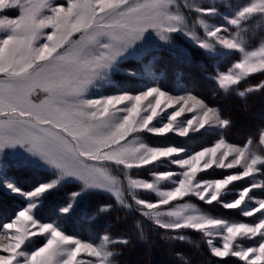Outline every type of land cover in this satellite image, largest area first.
Here are the masks:
<instances>
[{"label": "snow or ice", "instance_id": "snow-or-ice-1", "mask_svg": "<svg viewBox=\"0 0 264 264\" xmlns=\"http://www.w3.org/2000/svg\"><path fill=\"white\" fill-rule=\"evenodd\" d=\"M181 37L191 50L178 47ZM157 53L188 66L197 57L230 59L210 78L224 97L244 99L248 111L247 98L264 95V78L250 83L264 77V0H0V199L23 200L0 219V264H117L118 246H130L131 237L105 232L96 243L58 222L98 192L134 217L142 241L146 223L168 241L197 232L209 264H264V125L255 149L251 137L232 142L234 121L222 107L186 87L161 86L151 68ZM128 61L143 65L151 82L135 89L116 83L117 73L137 76L122 67ZM206 134L215 136L210 146L192 150L144 139ZM161 163L176 170H160ZM23 169L44 178L24 188L12 178ZM145 169L149 178L133 176ZM213 169L227 174L202 177ZM241 181L246 186L226 200ZM66 187L58 219H44L41 209ZM201 203L254 219L230 222Z\"/></svg>", "mask_w": 264, "mask_h": 264}, {"label": "trees", "instance_id": "trees-1", "mask_svg": "<svg viewBox=\"0 0 264 264\" xmlns=\"http://www.w3.org/2000/svg\"><path fill=\"white\" fill-rule=\"evenodd\" d=\"M242 2V0H232V2ZM184 49H190L191 46L185 41H179ZM153 57H148L145 64ZM230 66V59H220L217 61H208L206 58H194L193 63L188 66L168 59L166 55L156 54L155 60L151 65L152 71L156 74L158 82L166 89L180 90L187 88L194 94L205 99L210 104H217L222 107L226 114L230 115L234 121V126L228 133L229 139L234 143L247 142L248 138H253V147L255 149V135L257 130L264 125V95L256 94L247 98L248 111H245V100L235 95L224 97L216 88L215 83L210 78L218 67L221 71L226 70ZM122 67L131 68L137 72V76L127 78L121 73H117L113 79L122 87L135 89L143 86L151 81L144 75L143 65L136 61L125 62ZM264 78L257 76L250 83H256L259 79ZM104 92H110L112 89H104ZM145 141L149 144L167 146L169 144H178L192 149H198L200 146H208L215 139L213 134H206L203 137H196L192 140L179 138L175 135H169L166 138L145 135ZM160 170H172L174 166L161 163L157 165ZM133 176L149 178L148 169L133 171ZM12 178L16 180L24 188H30L33 183L44 177L36 171L23 169L14 171ZM246 186L244 181L235 182V186L231 190V195L225 199H232L235 193L242 187ZM70 191L65 188L64 191L49 200L41 209L44 219L51 217L58 219L55 215V209L58 204L62 203ZM255 196L260 197L259 190H255ZM146 198L151 199L150 193L143 194ZM195 202V201H193ZM112 204V209L107 213H97L100 205ZM23 205V200L19 197H11L8 200L0 199V219L12 215V213ZM202 211L218 218H224L229 221L249 220L252 217H242L238 210L223 209L217 204L198 205ZM258 215V214H257ZM134 217L119 205H116L114 199L103 192L93 194L90 198L78 204L71 216L59 218L60 222L69 232L77 235L85 240L97 241L107 232L113 238L119 235H127L131 237L132 244L128 247H119L121 252L115 259L117 264H209V256L207 246L202 239L201 234L197 232L181 233L187 237L184 241L173 240L168 241L162 238V233L158 234L153 231L146 223L144 232L147 237L146 241L138 238L137 232L133 229ZM39 238H34L33 246H38ZM229 264H237V258H227ZM212 264H216V258H212ZM242 264V262H239Z\"/></svg>", "mask_w": 264, "mask_h": 264}, {"label": "rangeland", "instance_id": "rangeland-1", "mask_svg": "<svg viewBox=\"0 0 264 264\" xmlns=\"http://www.w3.org/2000/svg\"><path fill=\"white\" fill-rule=\"evenodd\" d=\"M233 2L234 3H237L235 1H233ZM179 41H185V42L189 43L185 38L181 37L180 39L177 40V45H178L179 48H183V46L179 43ZM107 93L108 92H104V91H102V92H93V95H100V94H107ZM186 115H189L190 116L191 114H186ZM151 145H153V146H159V145H154V144H151ZM208 146H210V145H208ZM172 170H176L175 169V166H174V168H172ZM223 174H227V172L225 170L213 169V170H208L206 173H203L201 175H202V177L204 179H212V178H220ZM134 177H136V176H134ZM140 178H144V177H140ZM152 196H154V194H152ZM241 221L242 222H250L249 220H237V221H230V222H241ZM100 238H99V240H97L95 242L96 243H100L101 242ZM239 242L242 245H244V246H246L248 244V241H244V240H240Z\"/></svg>", "mask_w": 264, "mask_h": 264}]
</instances>
